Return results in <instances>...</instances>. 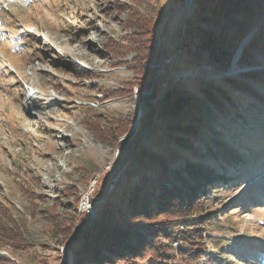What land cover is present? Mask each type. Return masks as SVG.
<instances>
[{"label": "rangeland", "instance_id": "obj_1", "mask_svg": "<svg viewBox=\"0 0 264 264\" xmlns=\"http://www.w3.org/2000/svg\"><path fill=\"white\" fill-rule=\"evenodd\" d=\"M178 1L0 0V256L14 264H64L84 220L78 213L94 219L98 196L123 177L125 150L136 142L165 151L139 122L151 105L135 92H117L136 90L131 65L152 25L160 47L165 30L171 50L175 13L188 7ZM169 58L166 78L195 93L193 78L219 80L238 70ZM228 120L223 116L236 130L233 140L254 157L233 165L238 178L215 185L205 201L202 214L216 218L194 241L205 247L198 264H264V129L244 133L241 117ZM193 144L180 153L197 156ZM172 246L176 255L189 244L176 239Z\"/></svg>", "mask_w": 264, "mask_h": 264}, {"label": "trees", "instance_id": "obj_2", "mask_svg": "<svg viewBox=\"0 0 264 264\" xmlns=\"http://www.w3.org/2000/svg\"><path fill=\"white\" fill-rule=\"evenodd\" d=\"M186 5L175 13L180 22L171 50L163 43L165 30L160 47L159 30L152 25L131 65L136 90L117 92H135L151 105L153 111L138 120L165 151L136 142L123 149L127 159L116 189L98 196L90 223L89 212L78 213L84 220L69 246L71 264H198L205 247L194 241L216 218L202 214L205 201L215 185L238 178L233 165L244 167L254 157L233 140L236 130L223 124V116L229 122L241 117L244 133L264 129V0H190L182 14ZM244 40L236 69L250 70L219 80L193 78L196 93L166 78L167 55L172 63H204L227 73ZM151 120L156 122L149 126ZM192 140L200 150L184 156L180 149L192 148ZM176 239L189 246L174 255ZM11 263L0 256V264Z\"/></svg>", "mask_w": 264, "mask_h": 264}, {"label": "water", "instance_id": "obj_3", "mask_svg": "<svg viewBox=\"0 0 264 264\" xmlns=\"http://www.w3.org/2000/svg\"><path fill=\"white\" fill-rule=\"evenodd\" d=\"M185 1H188V5H189L190 0H185ZM186 9H187V6L185 7L184 10H186ZM244 42H245V40L242 42V44L240 45V47L238 48L236 54L234 55V57H233V59H232L231 69H235L236 61H237V58H238V56H239V53H240V51H241V48H242V45L244 44ZM250 69H251V68H242V69H238V70L235 71V73L245 72V71L250 70ZM157 74H158V72H157ZM225 76H226V75H225ZM69 246H70V244L67 245V250H66V251H67V252H66L67 255H65L66 257H65L64 264H70V263H71V259H70V255H69Z\"/></svg>", "mask_w": 264, "mask_h": 264}, {"label": "bare ground", "instance_id": "obj_4", "mask_svg": "<svg viewBox=\"0 0 264 264\" xmlns=\"http://www.w3.org/2000/svg\"><path fill=\"white\" fill-rule=\"evenodd\" d=\"M67 252V251H66Z\"/></svg>", "mask_w": 264, "mask_h": 264}]
</instances>
